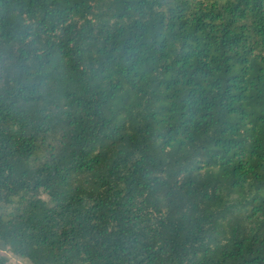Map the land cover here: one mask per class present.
<instances>
[{
	"label": "trees",
	"instance_id": "16d2710c",
	"mask_svg": "<svg viewBox=\"0 0 264 264\" xmlns=\"http://www.w3.org/2000/svg\"><path fill=\"white\" fill-rule=\"evenodd\" d=\"M0 250L264 264V0H0Z\"/></svg>",
	"mask_w": 264,
	"mask_h": 264
},
{
	"label": "rangeland",
	"instance_id": "374dc122",
	"mask_svg": "<svg viewBox=\"0 0 264 264\" xmlns=\"http://www.w3.org/2000/svg\"><path fill=\"white\" fill-rule=\"evenodd\" d=\"M0 253L5 254L8 257L9 259L8 264H28V261L26 259L14 255L12 252L8 250H0Z\"/></svg>",
	"mask_w": 264,
	"mask_h": 264
}]
</instances>
